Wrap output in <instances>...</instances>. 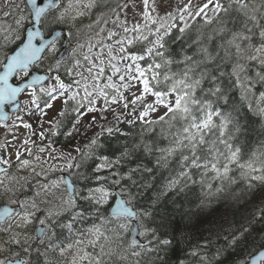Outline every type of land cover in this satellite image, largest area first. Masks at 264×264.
I'll return each mask as SVG.
<instances>
[{"label":"snow or ice","instance_id":"1","mask_svg":"<svg viewBox=\"0 0 264 264\" xmlns=\"http://www.w3.org/2000/svg\"><path fill=\"white\" fill-rule=\"evenodd\" d=\"M5 7L0 264H264V0Z\"/></svg>","mask_w":264,"mask_h":264},{"label":"trees","instance_id":"2","mask_svg":"<svg viewBox=\"0 0 264 264\" xmlns=\"http://www.w3.org/2000/svg\"><path fill=\"white\" fill-rule=\"evenodd\" d=\"M252 128L255 131H250V141H255L259 136V129L253 124ZM60 144L64 143V138L59 137ZM76 143V141H72ZM235 186L230 192L225 193L218 202H214L213 206L205 210L204 216L200 223H196L195 219L192 221V227L189 228V233L193 236V242L196 241V230L200 229L204 235V231L210 225H220L224 229L236 228L245 224V222L252 218L255 209L261 206V194L257 192L255 196L249 198L247 195L235 196ZM151 196V193L148 194ZM187 207V205H186ZM205 220V221H204ZM202 238V237H201Z\"/></svg>","mask_w":264,"mask_h":264},{"label":"rangeland","instance_id":"3","mask_svg":"<svg viewBox=\"0 0 264 264\" xmlns=\"http://www.w3.org/2000/svg\"><path fill=\"white\" fill-rule=\"evenodd\" d=\"M15 2L20 3V0H15ZM0 9L7 10L5 7V0H0ZM2 20H3V17H2V15H0V21H2ZM11 22H12L11 18H8L7 23H11ZM50 115H51V113H50ZM20 132H21V134H26L25 130H23V129H21ZM37 143L38 144L40 143L39 140H37Z\"/></svg>","mask_w":264,"mask_h":264},{"label":"flooded vegetation","instance_id":"4","mask_svg":"<svg viewBox=\"0 0 264 264\" xmlns=\"http://www.w3.org/2000/svg\"><path fill=\"white\" fill-rule=\"evenodd\" d=\"M53 139H58V144H57V146H59V144H60V140H59V138H53Z\"/></svg>","mask_w":264,"mask_h":264},{"label":"bare ground","instance_id":"5","mask_svg":"<svg viewBox=\"0 0 264 264\" xmlns=\"http://www.w3.org/2000/svg\"><path fill=\"white\" fill-rule=\"evenodd\" d=\"M205 221V220H204Z\"/></svg>","mask_w":264,"mask_h":264}]
</instances>
